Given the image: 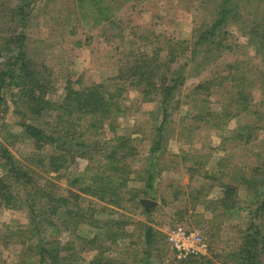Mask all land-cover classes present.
Returning <instances> with one entry per match:
<instances>
[{"label": "rangeland", "instance_id": "obj_1", "mask_svg": "<svg viewBox=\"0 0 264 264\" xmlns=\"http://www.w3.org/2000/svg\"><path fill=\"white\" fill-rule=\"evenodd\" d=\"M220 1L25 0L34 7L23 28L27 36V54L49 71L48 96L60 100L68 82L76 89L93 83H103L109 90H114L115 84L121 85L123 89L116 99L120 110L113 114L115 129L110 130L105 123L95 140L101 146L112 141L113 136H126L127 143L135 151L127 159L132 173L128 175L126 190L130 191L125 198L130 197V200L121 208L106 205L83 194L78 185H71L72 179L83 176L87 164L83 158L76 157L59 172L36 169V185L52 194H62L88 216L75 228L72 222H67V228L61 227L55 219L57 240L66 247L61 255L68 254L71 264H87L97 249L85 251L83 240L100 232L103 235L95 248L100 246L99 250L110 257L111 264H143L138 256L142 255L144 225H150L163 236L162 246L153 252L152 264H177L178 260H183L175 257L166 239L167 233L177 226L188 232H200L208 242V250L202 256L212 257L218 263H225L226 254L237 248L248 221L247 205L251 202L238 178L259 162L258 152L264 155V95L258 84L260 73H264V48L260 46V40L264 42V24H260L264 19V0L235 2V17L223 28L226 33L223 48L216 53L218 59L202 69L192 63L184 67V83L176 93L174 102L177 104L169 111L166 141L155 161L154 189L147 197L141 192L143 170L158 124V104L154 100H143L138 85H133L129 75L123 74L122 70L129 53H143L147 55L145 58L159 65L158 70L164 76H174L177 65L184 62L185 57L169 63L171 52L192 45L196 29L211 23ZM20 2L0 0V33L2 30H20L21 23L8 21L7 12L2 11V7L6 9ZM253 26H261L256 27L260 34L251 32ZM118 76L126 79H118ZM206 79L213 83L209 98L211 110L234 112L240 102L237 99L239 92L248 94V110L226 117L219 129L214 128L212 122H202L207 110L204 108L206 111L200 112L191 107L194 98L190 92L196 83ZM3 95L7 109L0 120V142L16 159L27 162L26 157L34 150V145L25 137L22 123L49 121L54 112L46 110L41 118H34L17 99L16 89H4ZM86 125L87 122H82L79 129ZM243 125L250 127L247 142L238 135V129L242 130ZM52 150L45 146L43 154L48 155ZM27 163L37 168L33 161ZM225 182L237 186L241 209L222 213L219 206L211 208L210 202H219ZM141 199L154 202L147 215L141 204L136 205ZM45 206L49 209L53 202H47ZM63 214L64 209H60L59 221ZM93 220L99 223L93 224ZM27 222L25 207L0 209V251L5 260L14 262L22 249L13 237L4 244L9 230L26 226ZM97 224L99 227L107 225L100 229ZM124 230L131 236L124 238ZM51 232V228L48 229L46 237Z\"/></svg>", "mask_w": 264, "mask_h": 264}, {"label": "trees", "instance_id": "obj_2", "mask_svg": "<svg viewBox=\"0 0 264 264\" xmlns=\"http://www.w3.org/2000/svg\"><path fill=\"white\" fill-rule=\"evenodd\" d=\"M237 1L221 0L211 23L200 25L196 29L192 45L189 48H182L179 52H171L169 63L177 62L180 58L185 57V61L177 65L174 76L169 78L164 76L158 70L159 65L155 61L145 58L147 55L143 53H129V59L124 62L123 74L127 73L133 85H138L142 99L154 100L158 104V124L155 126V134L150 141L149 160L143 170L145 175L144 188L141 191L143 197L149 196L154 189L155 161L166 141L164 135L169 122L168 117L171 114L169 111L174 104H177L174 99L184 83L183 69L191 63L202 69L218 59L216 53L222 50L223 36L226 33L223 28L230 19L235 17L234 7ZM29 5L28 2L22 0L14 6H7L6 9L2 7V11L7 12L5 17L8 21H17L21 24L19 31L2 30L0 33V120L7 109L3 95L4 89L7 88H14L18 91V98H16L20 99L21 104L25 106L32 117L41 118V114L46 110L53 111L54 115L49 121H38L36 124L22 123L25 137L29 138L34 145V150L29 153L26 160L33 161L37 168H33L27 163L28 161L16 159L0 142V209L25 207L28 219L26 226L9 230V236L4 240V244H6L8 239L13 237V241L21 245L22 249L16 256L18 261L5 260L0 251V264H71L72 260L69 259L68 254L61 255V251L66 247H63L57 240L58 226L55 219L61 227L67 225V222H72L75 228L79 221L87 220L88 216L62 194H52L36 185V176H38L36 169L59 172L72 163L76 157L83 158L87 161L83 176L72 179L71 185H78L83 194L95 197L106 205L121 208L124 202L130 200V197L125 198L130 191V189L126 190L127 181L130 179L128 175L132 173L127 159L135 151L127 143L126 136H113L112 141L101 146H98V142L95 140L105 123L110 130L114 131L115 129L113 114L120 110L116 99L123 89L121 85L115 84L113 85L114 90H109L103 83H93L76 89L72 83L68 82L60 100L56 101L48 96L50 73L46 66L34 62L27 54L25 42L27 36L23 28L28 22L30 12L34 9ZM260 24H264V19ZM253 27L251 32L260 34L256 27L261 26ZM260 46L264 48L262 40H260ZM154 52L157 51L154 50ZM260 77L258 84L264 95L263 72L260 73ZM117 78L126 79L121 76ZM212 84V81L206 79L192 87L190 95L194 100H192L191 107L200 112L207 110L201 121L212 122L213 127L219 129L226 122V117L230 118L240 111L248 110V94L237 93V99L240 102L238 103L239 108L237 106L234 112H214L209 105ZM194 117L197 115L195 114ZM82 122H87V125L84 129H79ZM240 129L242 130L238 129V135L243 136L247 142L250 138L247 137L250 127L243 125ZM244 131L246 134L243 133ZM45 146H50L53 149L48 155L43 154ZM257 155L259 162L253 164L249 171L242 172L238 178L251 202L247 205L248 221L240 236L237 248L226 254L225 263H218L212 260V257L199 256L198 258L189 257L178 260L177 264H229L230 262L231 264H264V155L261 152H258ZM222 185V196L219 202H210L211 208L219 206L222 213L241 209L238 202L237 186L227 182ZM141 200H137L136 205L140 206ZM47 202H53V206L49 209L45 208ZM141 206L145 215L152 207L150 206L146 210L142 204ZM60 209H64L65 214L59 221L58 211ZM94 223L99 222L93 220ZM106 225L99 227L97 224L100 229ZM65 227L67 228V226ZM50 228L53 232L46 237V232ZM101 235L103 234L100 232L83 240L85 251L97 249V252L88 258L87 264H111L110 257L99 250L100 246L95 248ZM127 236L130 237L131 234H126L124 230V238ZM141 237L143 248L140 253L142 255L138 256L139 260L143 264H152V260L155 259L153 252L158 251L162 246L163 236L150 225H144ZM109 240L112 241V237Z\"/></svg>", "mask_w": 264, "mask_h": 264}, {"label": "built area", "instance_id": "obj_3", "mask_svg": "<svg viewBox=\"0 0 264 264\" xmlns=\"http://www.w3.org/2000/svg\"><path fill=\"white\" fill-rule=\"evenodd\" d=\"M166 239L178 259L199 257L208 250V242L200 232H188L181 226L169 231Z\"/></svg>", "mask_w": 264, "mask_h": 264}, {"label": "water", "instance_id": "obj_4", "mask_svg": "<svg viewBox=\"0 0 264 264\" xmlns=\"http://www.w3.org/2000/svg\"><path fill=\"white\" fill-rule=\"evenodd\" d=\"M141 204L144 206V208L147 210L150 206L154 205V202L148 199H142Z\"/></svg>", "mask_w": 264, "mask_h": 264}]
</instances>
